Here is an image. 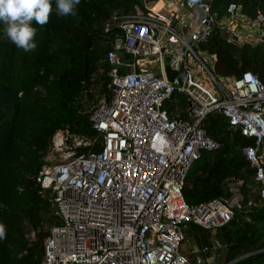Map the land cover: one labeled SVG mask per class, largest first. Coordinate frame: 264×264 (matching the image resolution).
Masks as SVG:
<instances>
[{
	"label": "built area",
	"instance_id": "obj_1",
	"mask_svg": "<svg viewBox=\"0 0 264 264\" xmlns=\"http://www.w3.org/2000/svg\"><path fill=\"white\" fill-rule=\"evenodd\" d=\"M114 25L122 34L107 53L111 98L89 118L100 150L78 153L91 142L59 130L51 150L60 161L43 165L36 177L62 221L44 239L41 264H214L222 247L217 239L199 250L202 263L182 245L189 225L217 231L236 210L264 204V84L251 72L217 78L215 55L199 45L215 25L230 44H264V12L251 19L231 3L217 20L208 4L145 0ZM121 56L131 60L121 64ZM149 58L154 71L138 64ZM166 67L185 71L182 85L167 79ZM176 94L186 99L183 119L164 108ZM210 112L253 140L242 152L255 171L258 199L246 200L244 180L230 178L228 198L186 204L182 190L193 164L203 151L219 148L202 126Z\"/></svg>",
	"mask_w": 264,
	"mask_h": 264
},
{
	"label": "trees",
	"instance_id": "obj_2",
	"mask_svg": "<svg viewBox=\"0 0 264 264\" xmlns=\"http://www.w3.org/2000/svg\"><path fill=\"white\" fill-rule=\"evenodd\" d=\"M144 1L81 0L74 16L58 17L53 11L46 25L33 22L37 48L28 53L9 41L0 25V224L6 233L0 240V264H41L43 242L49 233L44 226L61 225L62 221L53 215L50 191L41 193L36 177L59 130L91 142L90 147H78V153L100 150L101 136L89 120L99 101L94 106L88 103L93 99L90 90L110 100L112 67L107 53L122 34L114 23L135 7H143ZM193 2L208 4L217 20L226 15L231 3L241 6L251 19L264 12V0ZM199 48L215 55L217 78L251 72L264 84L263 43L230 44L215 25ZM164 108L175 116L181 107L169 101ZM179 118L184 114L179 113ZM202 126L219 148L203 151L193 164L190 182L182 190L186 204L228 198L230 178L244 180L246 200L258 199L256 191L252 194L255 171L242 152L253 140L232 129L220 113H208ZM189 227V238L198 246L209 242L204 229ZM30 233L32 238L27 236ZM216 237L226 248L224 264L246 254L250 255L231 264H264V204L236 210L230 223L216 231Z\"/></svg>",
	"mask_w": 264,
	"mask_h": 264
},
{
	"label": "clouds",
	"instance_id": "obj_3",
	"mask_svg": "<svg viewBox=\"0 0 264 264\" xmlns=\"http://www.w3.org/2000/svg\"><path fill=\"white\" fill-rule=\"evenodd\" d=\"M0 0V25L4 36L25 53L37 48L35 36L37 29L33 22L43 26L55 11L58 17L76 15L81 0ZM5 226L0 224V240L5 237Z\"/></svg>",
	"mask_w": 264,
	"mask_h": 264
},
{
	"label": "rangeland",
	"instance_id": "obj_4",
	"mask_svg": "<svg viewBox=\"0 0 264 264\" xmlns=\"http://www.w3.org/2000/svg\"><path fill=\"white\" fill-rule=\"evenodd\" d=\"M187 23H189V21L187 20ZM153 59L154 58H149V59H145V60H142V61H153ZM131 59L130 58H128V57H124V56H121V58H120V62H121V64H123V63H125V62H129ZM147 64H144V66H146ZM152 65V66H151ZM150 66L151 67H149L148 68V70H155L156 69V61H154L153 62V64H151ZM120 69L121 70H125L126 69V67H124V66H120ZM205 86H207V87H210L211 85L210 84H208V83H205ZM90 93H91V95L93 94V99H91V100H89L88 101V103L89 104H92V103H94L93 104V106L99 101H101L102 99H101V97L99 96V94H98V91L97 90H90ZM101 99V100H100ZM180 100H182V101H180ZM172 102L174 103V104H176V106H177V108L178 107H181L180 109H178V112H177V114H179V113H183L184 114V110L187 108V105H186V99L181 95V94H176L175 96H174V98H173V100H172ZM92 106V107H93ZM260 156L262 157V159H264V147H263V149L262 150H260ZM45 161H46V164H48V165H50V164H53V163H58L59 161H60V159L54 154V151H52V150H50L49 151V153L47 154V156H46V158H45ZM190 182V180H188V182L187 183H189ZM50 201H51V198H50ZM50 225L49 224H45V226H44V229H50ZM204 233H207L210 237V239L211 238H216L222 245H223V243H222V241L218 238V237H216V234H215V232L216 231H206V230H204L203 231ZM32 235L33 234H28L27 236L29 237V238H32ZM209 241H211V240H209ZM194 243V242H193ZM192 241H191V239L190 238H186V240L184 241V244L182 245V251L184 250V251H189L190 250V248H192ZM195 244V243H194ZM225 247L223 246V247H221V249H219L217 252H216V255H217V259H216V261L214 262V264H224V253H225ZM188 256H189V259H194V256L192 255V256H190V254H187Z\"/></svg>",
	"mask_w": 264,
	"mask_h": 264
},
{
	"label": "water",
	"instance_id": "obj_5",
	"mask_svg": "<svg viewBox=\"0 0 264 264\" xmlns=\"http://www.w3.org/2000/svg\"><path fill=\"white\" fill-rule=\"evenodd\" d=\"M186 1H187V3H189V4L193 3V0H186ZM165 75H166L167 79H168L171 83L176 84V85H182V84H183V81H184V79H185V76H186L185 71L182 70V71H179V72H175V71L171 70V69L168 68V67L165 68ZM192 246H193V248H194L195 251L198 250L197 247H196V244L193 243ZM248 255H250V254H246V255H243V256H241V257H238V258L232 260V261H231L230 263H228V264H231V263L237 262V261H239V260H241V259L247 257ZM197 261L200 262V263H202V261H201L200 258H198Z\"/></svg>",
	"mask_w": 264,
	"mask_h": 264
},
{
	"label": "crops",
	"instance_id": "obj_6",
	"mask_svg": "<svg viewBox=\"0 0 264 264\" xmlns=\"http://www.w3.org/2000/svg\"><path fill=\"white\" fill-rule=\"evenodd\" d=\"M264 147V146H263ZM263 149V148H262ZM263 161H264V159H263ZM189 228L190 227H188V229H187V231H186V234H187V238H189L190 236H189V234H188V232H189ZM215 234H216V232H215ZM191 239V241H192V243L194 242L195 244H196V247H198V245H197V243L195 242L196 240H194L193 238H190ZM214 239H216V238H209V240H211V241H209V242H207L206 244H202L201 246H200V244H199V248L200 249H202L203 247H205V246H211L212 245V243H213V240ZM191 251H195L194 250V248H193V246H192V248H190V250L189 251H184L183 250V252L184 253H186V254H190V256H194V259L193 260H197L198 258H200V259H202V258H205V255L203 254V253H201V252H199V253H193V254H191ZM198 251V250H197ZM196 251V252H197ZM191 260V259H190Z\"/></svg>",
	"mask_w": 264,
	"mask_h": 264
},
{
	"label": "bare ground",
	"instance_id": "obj_7",
	"mask_svg": "<svg viewBox=\"0 0 264 264\" xmlns=\"http://www.w3.org/2000/svg\"><path fill=\"white\" fill-rule=\"evenodd\" d=\"M153 62L154 61H142V60H139L138 61V64L140 65V67L142 68V69H144V68H149V67H151L152 65L151 64H153ZM144 64H147L146 66H144ZM151 65V66H150Z\"/></svg>",
	"mask_w": 264,
	"mask_h": 264
},
{
	"label": "flooded vegetation",
	"instance_id": "obj_8",
	"mask_svg": "<svg viewBox=\"0 0 264 264\" xmlns=\"http://www.w3.org/2000/svg\"><path fill=\"white\" fill-rule=\"evenodd\" d=\"M197 249H198V251L196 253H199V250H200L199 246L197 247Z\"/></svg>",
	"mask_w": 264,
	"mask_h": 264
}]
</instances>
